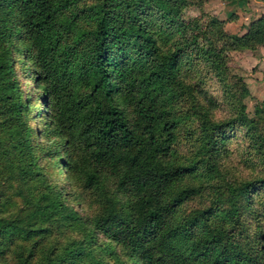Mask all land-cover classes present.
<instances>
[{"label":"trees","instance_id":"trees-1","mask_svg":"<svg viewBox=\"0 0 264 264\" xmlns=\"http://www.w3.org/2000/svg\"><path fill=\"white\" fill-rule=\"evenodd\" d=\"M186 2L0 0V159L6 160L9 167L12 163L16 166L21 185L30 182L27 185L30 194L22 192L25 202L35 206L29 215L47 222L55 215L66 218L72 214L69 205L68 214L61 213L64 206L41 185L46 178L37 163L42 157L36 151L40 111L31 116L26 114L29 100L11 46L17 12L31 58L35 60L33 80L44 90L42 105L54 122V132L65 135V154L72 150L73 142L82 144L86 183H100L101 170L108 166L116 171L117 184L131 194L126 216L109 207L91 223L112 225L142 264H251L250 258L243 257L234 246L226 249L222 245L227 233L223 224L230 217H237V196L260 186L264 178L228 185L230 207L212 213L217 215L216 219L224 220L216 221L217 230L210 224H201L199 217L176 222L170 215L177 204L197 189L192 186L173 189L177 179L195 170V164L165 161L175 139L178 118L171 115L163 95L175 89L178 53L198 44L197 36L190 34L184 43L177 40L173 47L162 49L164 29L159 22H166L177 35H186L192 24L180 15V6ZM66 34L71 37L65 39ZM234 39L241 46L264 40V16L253 20L246 32ZM206 56L211 60V55ZM118 85L133 92L135 127L115 101ZM200 92L210 107L215 105L212 96L204 90ZM239 112L216 120L208 109H199L203 134L213 144L222 142L226 125L246 122L245 115ZM1 203L0 195V252L9 245L6 236L14 238L19 232L26 235L35 232L30 226L18 224L16 218H4ZM200 227L203 229L199 232ZM83 242L74 240L71 248L62 249L55 258L33 262L27 255L17 264H63ZM85 264H92L91 259Z\"/></svg>","mask_w":264,"mask_h":264},{"label":"rangeland","instance_id":"rangeland-1","mask_svg":"<svg viewBox=\"0 0 264 264\" xmlns=\"http://www.w3.org/2000/svg\"><path fill=\"white\" fill-rule=\"evenodd\" d=\"M180 15L192 22L186 35H177L166 22H159L164 29L162 49L173 47L177 40L184 43L190 34L197 36L198 46L189 45L178 53L175 89L163 95L168 100L171 115L178 118L175 139L165 161L172 164L194 162L195 170L177 179L173 189L192 186L197 191L177 204L170 215L176 222L199 217L203 221L201 224H210L217 230L216 221L224 220L216 219L217 215L212 213L230 207L228 185L264 178V40L253 41L252 46H241L234 39L245 33L253 20L264 16V2L187 0L180 6ZM18 18L16 12L11 46L16 54L15 67L29 100L26 114L31 116L40 111L36 151L42 157L37 163L46 178L45 183L41 180V185L64 206L61 213L68 214L66 206L69 205L72 214L66 218L55 215L47 222L29 215L35 211V206L25 202L22 192L30 194L27 191L30 182L21 185L16 166L12 163L9 167L6 160L0 159L1 214L4 218H16L18 224L30 226L35 231L31 235L19 232L14 238L6 236L9 245L0 252V264H17L27 255L33 262L39 258H55L62 249L71 248L74 240L84 242L63 264H85L87 259H91L92 264H119V261L121 264H142L112 225L104 227L91 223L109 207L126 216L131 194L117 184L116 171L108 166L101 170L100 183H86L82 144L73 142L72 150L65 154V135L54 132V122L47 117L42 105L44 90L33 80L35 60L31 58ZM70 37L66 34L65 39ZM206 55H211V60ZM200 90L214 98V106L210 107ZM115 93L116 103L135 127L133 92L118 85ZM199 109H208L216 120L241 111L246 122L226 125L224 140L213 144L201 130ZM203 172L204 176H198ZM237 202V217H230L223 224L227 233L222 245L226 249L234 246L243 257L250 258L251 264H264V182L237 196ZM201 229L203 227L198 231Z\"/></svg>","mask_w":264,"mask_h":264},{"label":"crops","instance_id":"crops-1","mask_svg":"<svg viewBox=\"0 0 264 264\" xmlns=\"http://www.w3.org/2000/svg\"><path fill=\"white\" fill-rule=\"evenodd\" d=\"M257 2H261V0L260 1H258V0H256ZM263 2V1H262ZM259 4H262V3H259Z\"/></svg>","mask_w":264,"mask_h":264}]
</instances>
